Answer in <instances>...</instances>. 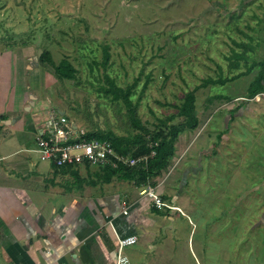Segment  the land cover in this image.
<instances>
[{
	"label": "rangeland",
	"instance_id": "1",
	"mask_svg": "<svg viewBox=\"0 0 264 264\" xmlns=\"http://www.w3.org/2000/svg\"><path fill=\"white\" fill-rule=\"evenodd\" d=\"M263 10L264 0H0V47H32L44 98L88 132L137 133L132 110L100 91L106 75L136 83L132 100L151 131L186 93L218 81L197 92L201 126L181 135L187 150L161 176H179L189 203L165 210L175 219L160 264H264V93L250 98L264 87ZM45 50L56 64L69 59L77 78L59 81L39 61Z\"/></svg>",
	"mask_w": 264,
	"mask_h": 264
},
{
	"label": "crops",
	"instance_id": "2",
	"mask_svg": "<svg viewBox=\"0 0 264 264\" xmlns=\"http://www.w3.org/2000/svg\"><path fill=\"white\" fill-rule=\"evenodd\" d=\"M35 60L32 47H0V264H118L119 241L129 236L138 243L121 258L160 264L172 236L165 224L175 216L142 197L144 187L89 166L58 169L32 158L45 113H65L44 98ZM187 147L180 136L176 155ZM155 180L165 201L188 205L179 176Z\"/></svg>",
	"mask_w": 264,
	"mask_h": 264
},
{
	"label": "trees",
	"instance_id": "3",
	"mask_svg": "<svg viewBox=\"0 0 264 264\" xmlns=\"http://www.w3.org/2000/svg\"><path fill=\"white\" fill-rule=\"evenodd\" d=\"M109 60L110 52L108 50L104 52V67H106ZM39 61L45 67L51 66L59 81L75 80L77 78L78 70L69 59H63L59 64H56L51 52L45 50L41 54ZM261 65L263 69L260 73L261 76H264V61ZM105 77L108 87L101 86L100 91L114 103L120 104L123 102L124 105L128 106L129 110H132L133 118L131 123L133 128L137 130V133L133 136H118L111 130H96L88 132L87 138H99L110 141L116 153L122 157L139 159L142 156L151 155L152 151L155 152V155L149 158L147 164L139 163L132 167L122 164H119L117 167L107 166V170L103 173V176H107L108 180L117 177L123 181L134 182L139 188L148 185L156 187L155 179L164 175L171 168L170 161L175 156L176 143L180 136L186 131H195L201 126V118L197 113L196 105L197 92L202 88L218 84V81L209 78L202 85L186 93L182 103L175 106L177 113L169 115L164 120L159 119V124L156 126V129L151 131L146 126L141 125V120L138 118L137 106L132 100L134 94L133 89L136 87V83L128 88H122L108 75ZM228 80L229 78L224 83ZM260 86L252 93L251 99L264 93V87ZM251 87H254V85ZM178 118L182 120L179 123H173ZM228 123L231 124V120ZM229 124L228 126H230Z\"/></svg>",
	"mask_w": 264,
	"mask_h": 264
},
{
	"label": "built area",
	"instance_id": "4",
	"mask_svg": "<svg viewBox=\"0 0 264 264\" xmlns=\"http://www.w3.org/2000/svg\"><path fill=\"white\" fill-rule=\"evenodd\" d=\"M87 133V130L76 124L65 113L48 110L37 137V153L41 161L50 163L56 168L77 167L85 163L104 167H117L119 164L132 167L139 163L147 164L149 158L155 155V152L152 151L151 155L142 156L139 159L122 157L116 153L110 141L87 138ZM140 195L160 211L184 213L180 207L165 201L156 187L148 185L141 190ZM124 213L128 214L126 209H124ZM137 243V236L120 239L118 264H129L128 260L121 258L120 254L123 249Z\"/></svg>",
	"mask_w": 264,
	"mask_h": 264
}]
</instances>
